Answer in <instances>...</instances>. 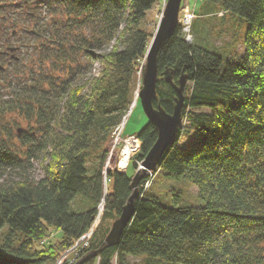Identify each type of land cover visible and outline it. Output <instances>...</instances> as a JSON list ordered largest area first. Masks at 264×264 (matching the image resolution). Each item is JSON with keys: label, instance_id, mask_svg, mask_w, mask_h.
<instances>
[{"label": "trees", "instance_id": "trees-1", "mask_svg": "<svg viewBox=\"0 0 264 264\" xmlns=\"http://www.w3.org/2000/svg\"><path fill=\"white\" fill-rule=\"evenodd\" d=\"M2 1L5 12L17 8ZM32 2L56 5L69 29L44 37L46 43L45 34L29 30L41 54L37 75L0 84V264H55L92 226L101 205V220L117 218L137 161L158 136L148 120L134 132L141 145L127 170L104 172L106 144L128 117L132 84L153 35L143 22L156 0ZM200 12L248 22L238 58L207 41L196 14L192 41L178 24L157 56L154 105L172 113L177 93L164 74L176 84L185 75L182 121L195 137L181 147V125L155 170L194 184L203 204L183 205L175 191L164 202L143 189L144 176L120 242L80 264H112L113 258L116 264H264V0H202ZM4 36L1 25L0 45ZM0 47V57L12 58L5 51L14 46ZM104 47L110 48L95 52ZM95 62L102 66L98 75ZM11 114L25 119L28 132L17 120L8 122ZM34 158L45 162L40 179L29 174ZM12 172L18 177L11 179ZM99 227L78 259L101 245L108 229ZM51 228L62 233L58 255L34 248Z\"/></svg>", "mask_w": 264, "mask_h": 264}, {"label": "rangeland", "instance_id": "rangeland-1", "mask_svg": "<svg viewBox=\"0 0 264 264\" xmlns=\"http://www.w3.org/2000/svg\"><path fill=\"white\" fill-rule=\"evenodd\" d=\"M2 1V0H1ZM6 3H14L18 4L17 8H15V11H12V13L5 12L4 9H0V26H6L5 32L8 33V35L11 33V31L15 30V35L11 37V42L8 43L10 46H19L20 49L17 52L12 53V58H10V55L0 57V62L5 66L4 72H0V84L2 85L6 78L7 80L12 78L13 83H16L17 81L26 79L27 77L33 75H37L38 71V63H39V57L41 56L38 47H34L35 45L32 42L33 36L28 35L29 30H36L38 29L40 31V34L44 43H46L44 37H49L56 34L61 28L62 34H66V30L68 31L69 27H64L63 23L64 20L61 19V15L58 13V7L56 5H45L43 3H36L32 2L33 0H4ZM3 2V1H2ZM24 4V6H23ZM26 4V5H25ZM165 4V0H156L154 5L147 11L146 18L143 22V28H145L148 32L154 33L157 24L159 22V19L162 14V10ZM202 4V0H183L182 6L184 7L182 9V16L185 13L186 8L189 10L190 13L195 12L197 17H203L204 21V29L206 34L207 41L211 44L217 47L220 51L225 52L227 56H232V58H238L243 53V44H242V36L244 35V32L248 26V22L241 18V17H226V16H219L218 15H204L200 12V6ZM22 5V6H20ZM16 6V5H15ZM181 16V13H180ZM200 18L197 19V26L199 28L203 27V21ZM123 27V25H122ZM47 29L46 33L43 29ZM42 29V33H41ZM183 29V28H182ZM194 34V33H193ZM195 39V34H194ZM151 41V40H150ZM50 43L49 45H51ZM53 45V44H52ZM2 46V45H0ZM37 46V44H36ZM13 47V48H14ZM109 49L110 47H104L102 50H95V52H101L105 49ZM3 47H0V50H2ZM16 58L17 60H15ZM17 63V64H16ZM102 66L99 62L94 63V67L92 70V74L98 75V72L101 71ZM90 74V73H89ZM91 74V75H92ZM142 87V75L140 70L137 71L134 82L132 84V104L131 107L134 106L135 101V94H139V91ZM127 114V121L125 124V127L123 129V137L119 140V142H116V145H114L115 142L113 140H109V142L106 144V149L108 153L110 150L113 149L115 155L112 157L106 156V160L104 163V172L107 171V169H115L111 168V165L120 159L123 158V152L126 146L128 145V141L126 142V139L128 138L129 134H134V132H137L142 126L146 124L148 121V118L146 117L139 96L137 97V103L133 107V109L130 111L128 110ZM8 122H11V124H14L13 121H18V127L22 128V132H28V123L25 121L24 118L20 117L17 114H11L7 117ZM182 130L183 133L181 134V137L179 139V145L181 147L187 146L192 139L195 137V131L191 127H189V122L186 119H183L182 121ZM21 132V133H22ZM20 133V134H21ZM19 134V133H18ZM137 154V152L133 153V156L129 159L127 162V166L124 167L125 171L127 170V167L129 166L130 160L134 158V156ZM130 155V154H129ZM91 164L95 161L94 155L90 158ZM137 161V160H136ZM90 163V162H89ZM32 167L29 171V174L34 179H40L44 177V165L45 162L41 160V158H34L31 160ZM141 161H137V168L134 170L137 171L142 166ZM117 166V165H116ZM118 170V169H117ZM119 171V170H118ZM133 172V168H129V173ZM148 171L144 176L147 177V179H152L150 187L147 189L148 192H152L159 197H161L162 201L169 202L172 199V194L175 191V193L180 194L182 196L180 202H182L183 205H200L203 204V200L198 196V190L197 187L187 182H176L173 179L167 178L164 176V173L161 171H154L153 176L149 174ZM11 179H14L18 177L16 172L11 173ZM143 176V177H144ZM184 181V180H181ZM140 187V184H139ZM103 204V203H102ZM100 218L97 220L94 228V234L96 230L98 229L100 225V229L103 228L104 230L108 229L110 230L113 221L116 219H105L101 220V216L103 213V209H100ZM108 231L106 232L104 238L106 237ZM85 237L84 240H77L70 248L66 249L61 253V255L57 258L55 264H75L79 259L80 253L83 251V249L89 248L90 242L92 237ZM62 233L55 229H49V232L47 233L46 237L43 238L41 242L36 243L35 247L39 250H44L47 252H54L56 255L59 254V251H57V246L59 242L61 241ZM103 238V240H104ZM90 252V251H89ZM68 254V255H67ZM86 254V253H85ZM84 254V255H85ZM83 255V256H84ZM128 261L132 263L139 262L140 259L136 257H128ZM112 264H116L115 258L112 259Z\"/></svg>", "mask_w": 264, "mask_h": 264}, {"label": "water", "instance_id": "water-1", "mask_svg": "<svg viewBox=\"0 0 264 264\" xmlns=\"http://www.w3.org/2000/svg\"><path fill=\"white\" fill-rule=\"evenodd\" d=\"M182 4L183 0H166L161 17L146 51L142 69L140 70L142 87L138 96L146 117L157 128V139L142 161V167L135 171L131 182L132 192L126 204L122 207L120 215L113 221L101 245L86 253L75 264H80L90 256H97L105 248L117 245L120 242L125 229L135 213V201L139 197V184L141 179L148 171H155L164 151L174 141L178 130L181 128L185 100L184 90L187 84L186 76L182 75L178 84H176L167 73L164 74L163 78L165 81L170 83L177 93V99L172 113L166 112L160 104L155 106L154 100L157 95L158 52L163 43L173 35L176 27L180 24L179 14ZM2 68L3 66L0 64V69Z\"/></svg>", "mask_w": 264, "mask_h": 264}, {"label": "built area", "instance_id": "built-area-1", "mask_svg": "<svg viewBox=\"0 0 264 264\" xmlns=\"http://www.w3.org/2000/svg\"><path fill=\"white\" fill-rule=\"evenodd\" d=\"M165 2H166V0H165ZM184 6V5H183ZM181 7V10H180V13H181V16H180V14H179V22H180V24H181V26H182V31L184 32V34H185V39H186V41H188V42H191L192 41V34H191V24H192V21H193V19L195 18V13L194 12H192V13H190L189 12V10L186 8V10H185V13L183 14V16H182V9L184 8V7ZM135 105H136V103H135ZM134 105V106H135ZM133 109V106L131 107V105H130V108H129V110L131 111ZM129 112V111H128ZM126 121H127V118L125 119V120H123L122 122H121V124H119L118 126H116L115 127V129L112 131V135H111V140H113L114 139V141L113 142H115L114 143V145H116V142H119V140L123 137V129H124V127H125V124H126ZM128 141V144H130V146L132 147V149H130V155H129V158L127 159V161L125 162V164L123 165L122 164V159L124 158V151H122L123 153V158L120 160H118L117 161V163L116 162H114L112 165H111V168H115V169H118L119 171H125V169H124V167L125 166H127V162L129 161V159L133 156V153L134 152H138L139 150H140V145H141V141L138 139V137L135 135V134H129L128 135V138L126 139V142ZM134 145V146H133ZM127 147V146H126ZM115 155V153H114V151H113V149L112 150H110V152L108 153V157L110 156H114ZM131 156V157H130ZM117 165V166H116ZM153 173L154 172H150L149 174L151 175V176H153ZM151 181H152V179H147L144 183H143V189L144 190H147L149 187H150V185H151ZM104 188L106 189V179L104 180ZM102 206L103 205H101L100 206V209L102 208ZM103 209V208H102ZM100 215H101V213L99 212V215H98V217L96 218V220H95V222L92 224V226L87 230V232L84 234V235H82V237H80V240H84V238L87 236V237H90L91 235H93L94 234V228H95V224H96V222H98L97 220H99V218H100Z\"/></svg>", "mask_w": 264, "mask_h": 264}, {"label": "flooded vegetation", "instance_id": "flooded-vegetation-1", "mask_svg": "<svg viewBox=\"0 0 264 264\" xmlns=\"http://www.w3.org/2000/svg\"><path fill=\"white\" fill-rule=\"evenodd\" d=\"M5 30H6V26H3V31H4L5 36L3 37V40H1V45H5L6 48L8 49V45H9L8 43L11 42V40H12L11 37H13L15 35V30L11 31V33H10L11 35H8V33L5 32ZM19 49H20V47L16 46V47H14L13 50L9 49V51H5V53L6 54H11V56H12L13 51L17 52ZM1 54H3L2 51H0V55Z\"/></svg>", "mask_w": 264, "mask_h": 264}, {"label": "bare ground", "instance_id": "bare-ground-1", "mask_svg": "<svg viewBox=\"0 0 264 264\" xmlns=\"http://www.w3.org/2000/svg\"><path fill=\"white\" fill-rule=\"evenodd\" d=\"M137 97H138V93L135 94V101H134V105L135 103H137ZM134 107V106H133ZM134 146V145H133ZM130 149H132V147L130 146V144L127 145V147L124 149V158L122 159V164L124 165L125 162L127 161V159L129 158V154H130ZM68 255V254H67Z\"/></svg>", "mask_w": 264, "mask_h": 264}, {"label": "clouds", "instance_id": "clouds-1", "mask_svg": "<svg viewBox=\"0 0 264 264\" xmlns=\"http://www.w3.org/2000/svg\"><path fill=\"white\" fill-rule=\"evenodd\" d=\"M122 172V171H121ZM124 172V171H123Z\"/></svg>", "mask_w": 264, "mask_h": 264}]
</instances>
